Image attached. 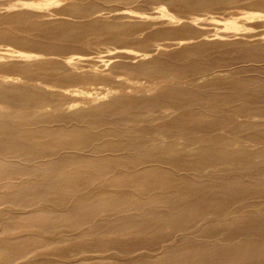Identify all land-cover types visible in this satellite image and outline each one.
<instances>
[{"label": "bare ground", "instance_id": "bare-ground-1", "mask_svg": "<svg viewBox=\"0 0 264 264\" xmlns=\"http://www.w3.org/2000/svg\"><path fill=\"white\" fill-rule=\"evenodd\" d=\"M140 1L76 0L65 9L80 24L0 15V41L30 50L7 71H56L46 85L0 75V264H264V147L239 136L264 144V32L198 34L189 19L103 8ZM232 13L236 32L264 30V12ZM92 35L143 52L42 56ZM113 61L147 82L102 73Z\"/></svg>", "mask_w": 264, "mask_h": 264}, {"label": "rangeland", "instance_id": "rangeland-1", "mask_svg": "<svg viewBox=\"0 0 264 264\" xmlns=\"http://www.w3.org/2000/svg\"><path fill=\"white\" fill-rule=\"evenodd\" d=\"M235 3H232V2ZM222 0H219V3H217L215 6L211 7L209 10H205L203 8L201 9H189V8H177L170 5L171 0H163L156 2L155 0H142L140 2H135L132 4H111L110 6L103 7L108 9H129L132 11H135L136 13H143L147 14L150 17L153 16L156 18L157 21H165L170 18H182L183 20L189 19L191 21V25L193 28L198 32V34H206L207 31H209L210 34L218 32L220 35H232L233 33H237L238 36L243 35H249L259 32H264L261 28L257 27L259 24L258 22H250L248 25H246L245 30H237L233 27L234 20L238 19L237 21H241V16L239 14H233L232 12H240V13H262L264 11L256 9L252 6L251 0L241 1L238 0H229L228 4L221 3ZM76 3V0H0V15H5L8 13H13L16 11H30L33 12L36 15H46L51 13H59L58 16L61 18L70 21L73 24H80L89 21L87 17H80L79 14L73 13L70 11H67L65 8L74 5ZM143 3V4H140ZM16 7H23V9L19 10L18 8H14L13 11L8 12L7 8L10 6ZM23 5V6H21ZM126 7V8H123ZM164 8L165 12L164 14L160 12L158 8ZM154 11V12H153ZM160 12V13H159ZM114 17H117L116 15ZM35 21L42 22L44 21V18L41 16L33 17ZM47 18V17H46ZM242 24V23H240ZM167 27H173L170 25H163L162 28ZM180 27V26H176ZM174 28V27H173ZM170 41V39L168 40ZM82 48L79 50L70 49L65 52L61 53H55L50 55H42L45 59H51V61L59 63L60 60H62L64 57H71V56H79V55H90L95 54L98 55L101 53V55H105L106 60L110 59L114 56V54H109L105 52V50H110V52L114 51V48H117L118 46H123V48L119 49H126L131 52H143L141 51V48L133 43H123L116 45L114 43H111L110 40L106 35L101 36H89L88 39H85L83 41ZM7 46V47H6ZM8 48L10 50V58H5V55L3 53L4 49ZM223 50V49H217L216 51ZM5 52V51H4ZM30 52V50L26 48H21L13 44H9L5 41H0V75H16L22 78L24 83H33V84H50L48 82L49 79H52V75L56 72L55 70H50L47 75L45 74L43 78L36 77L34 80H28L23 75L18 73H11L6 70V66H10V63H18L21 65H26L25 63H28V61L25 60V58H20L16 55L19 54H26ZM213 52V53H214ZM220 54L221 52H217ZM49 59V60H50ZM115 60V59H114ZM116 63L109 62L108 65L105 68L104 74L107 75H119L120 77L127 79L129 81H142L147 82L145 78H138L130 75L127 70L123 67H116ZM102 86L105 88H111L116 87L115 83L111 81H105ZM252 131L250 130H242L239 136L243 138L242 140L245 145H249V147L254 148L256 147H264V144L252 142L249 139L251 138ZM249 136V138H248ZM257 143V144H256ZM254 145V146H252Z\"/></svg>", "mask_w": 264, "mask_h": 264}]
</instances>
